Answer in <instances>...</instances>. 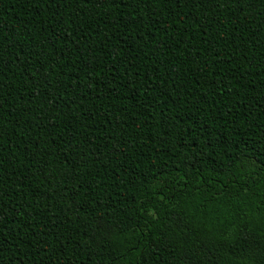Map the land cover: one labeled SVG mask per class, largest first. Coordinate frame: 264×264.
I'll list each match as a JSON object with an SVG mask.
<instances>
[{"label": "trees", "instance_id": "1", "mask_svg": "<svg viewBox=\"0 0 264 264\" xmlns=\"http://www.w3.org/2000/svg\"><path fill=\"white\" fill-rule=\"evenodd\" d=\"M0 264H264V0H0Z\"/></svg>", "mask_w": 264, "mask_h": 264}]
</instances>
